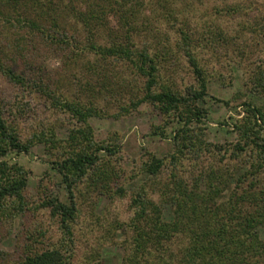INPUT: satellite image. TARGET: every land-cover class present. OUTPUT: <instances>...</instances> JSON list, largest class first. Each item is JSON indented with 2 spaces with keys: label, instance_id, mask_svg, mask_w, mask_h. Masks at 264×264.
Here are the masks:
<instances>
[{
  "label": "rangeland",
  "instance_id": "374dc122",
  "mask_svg": "<svg viewBox=\"0 0 264 264\" xmlns=\"http://www.w3.org/2000/svg\"><path fill=\"white\" fill-rule=\"evenodd\" d=\"M234 1L243 4V8L247 3V0ZM252 1L261 8L262 0ZM169 2L173 4V0H134L131 4L134 30L129 40L123 37L121 42L130 41L135 52L146 50L150 57L158 56L156 62L161 66L165 84L182 94L188 88L198 90L178 34L185 28L181 22H190V30L201 37L200 46L184 49L192 50L199 66L206 70L208 82L206 95L198 101L207 114L194 133L197 141L204 142L208 149L199 153L205 154L204 164L214 163L215 154H231L236 137L232 123L242 116V104L247 101L257 106L264 104L262 93L254 89L253 83L255 68L264 63V36L249 30L257 17L264 16V9L257 12L249 7L226 14L220 11L221 0H182L171 5L175 11L172 14L166 10ZM115 22L109 15L106 30L102 28L96 34L97 42L105 44L107 30L115 28ZM79 24L76 20L64 24L67 41L73 45L86 41L87 33ZM218 33L227 41H216ZM168 48L170 54L164 59L161 56ZM0 63L24 80V85L16 84L0 71V110L7 122L16 127L21 141L42 133L54 134L57 139L55 147L34 145L27 153L8 152L3 158L26 171L27 185L22 192L23 211L14 217L0 218V251L6 253L0 264H21L28 251L40 252L61 245L62 250L66 248L58 221L50 208L43 205L55 198L68 203L67 183L58 166L68 156L70 131L80 124L72 113L55 106L38 86H45L50 93L70 102L87 103L88 98L96 95L94 106L99 113L89 118L85 126L91 129L94 144H109L117 149L112 156L103 151L98 154L114 169L116 180L108 191L102 192L92 191L94 187L85 180L74 185L76 213L71 223L72 243L66 242L68 264H121L131 242L130 232L122 226L133 219L132 199L148 178L141 166L150 154L168 160L173 153L172 138L178 123L164 117L150 103H137L144 94L146 79L124 59L92 55L78 58L64 43L58 45L18 25L0 22ZM156 127L163 130V135L159 131L158 135L153 134ZM188 158L191 157L183 160L185 170L197 166V162ZM170 168L166 166L162 171L164 177ZM120 188L124 189L122 195L117 192ZM152 199L158 201L155 195ZM170 214V206H165L164 220ZM260 235L264 238L263 230Z\"/></svg>",
  "mask_w": 264,
  "mask_h": 264
},
{
  "label": "trees",
  "instance_id": "16d2710c",
  "mask_svg": "<svg viewBox=\"0 0 264 264\" xmlns=\"http://www.w3.org/2000/svg\"><path fill=\"white\" fill-rule=\"evenodd\" d=\"M133 1L67 0L64 4V0H0V22L18 25L20 29L39 34L58 45L64 43L78 58L92 55L129 61L136 73L146 79L144 94L137 103H150L164 117L178 123L172 138L173 153L168 160L150 154L141 166L148 178L132 199L135 208L133 219L122 226L130 232L131 242L125 249L121 264H264V238L260 235V231H264V104L257 106L251 101L244 102L242 116L232 123L236 137L231 154H215L214 163L204 164L202 157L205 154L199 153L208 149L204 142L197 141L194 132L207 114L198 106V101L206 95L207 72L199 66L192 50L184 49L200 46L201 37L190 30V22H181L185 27L178 33L183 42L181 49L198 83V90L188 88L182 94L164 83L161 66L156 62L158 56L150 57L146 50L135 52L130 41L121 42L123 37L129 40L134 30ZM178 1L182 0H171L173 4L169 2L166 10L174 14L171 5ZM221 1L220 11L226 14L239 13V10L249 7L257 12L264 9V0L261 1L262 9L252 0H247L244 8L234 0ZM108 14L116 19V27L108 28L103 44L95 37L102 28L106 30ZM257 19L249 30L253 33L259 31L264 36V16ZM68 20L80 23L79 26L87 33L85 43L73 45L67 41L64 24ZM123 32H126L124 36ZM218 37L216 41H227L221 34ZM168 54L169 48L161 57L165 59ZM255 69L254 89L264 97V63ZM0 71L12 82L24 85L23 78L10 67L0 63ZM38 88L55 106L72 113L80 124L79 128L70 131L68 156L58 166L67 183L68 203L55 198L43 205L50 208L58 221L63 246L67 248L66 242L72 243L71 223L76 213L74 185L85 180L88 186L94 187H90L92 191H108L111 182L116 180V174L109 167V162L98 154L103 151L112 156L117 149L109 144H94L91 129L85 126L89 118L99 113L94 106L96 95L88 98L87 103L79 100L70 102L50 93L45 86ZM159 130L161 128L156 127L153 134L161 132L163 135V130ZM56 140L54 134L42 133L21 141L16 127L7 122L0 110V218L14 217L18 211H23L22 192L27 185L26 171L3 158L8 152L27 153L34 145L55 147ZM187 156L197 162L196 167L182 168ZM169 165L170 173L164 177L162 171ZM117 192L122 195L124 189ZM151 195L157 196L158 201L155 202ZM165 206L171 208L168 220L163 218ZM62 248L61 245L50 246L40 252L28 251L21 264H68V250ZM4 254L0 251V260L5 259Z\"/></svg>",
  "mask_w": 264,
  "mask_h": 264
}]
</instances>
